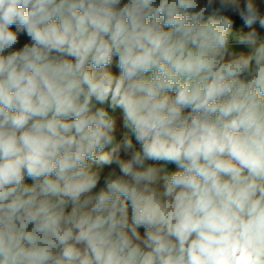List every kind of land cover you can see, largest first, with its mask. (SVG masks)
I'll use <instances>...</instances> for the list:
<instances>
[{
	"label": "clouds",
	"instance_id": "1",
	"mask_svg": "<svg viewBox=\"0 0 264 264\" xmlns=\"http://www.w3.org/2000/svg\"><path fill=\"white\" fill-rule=\"evenodd\" d=\"M0 264H264V0H0Z\"/></svg>",
	"mask_w": 264,
	"mask_h": 264
}]
</instances>
